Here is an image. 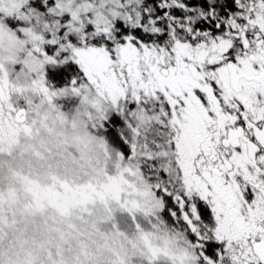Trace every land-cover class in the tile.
Masks as SVG:
<instances>
[{
    "label": "snow or ice",
    "instance_id": "snow-or-ice-1",
    "mask_svg": "<svg viewBox=\"0 0 264 264\" xmlns=\"http://www.w3.org/2000/svg\"><path fill=\"white\" fill-rule=\"evenodd\" d=\"M0 264H264V0H0Z\"/></svg>",
    "mask_w": 264,
    "mask_h": 264
}]
</instances>
